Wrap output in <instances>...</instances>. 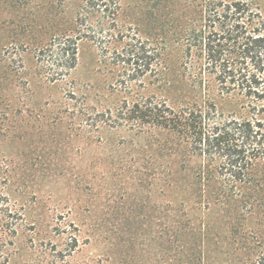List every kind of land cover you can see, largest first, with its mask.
<instances>
[{"label": "rangeland", "instance_id": "1", "mask_svg": "<svg viewBox=\"0 0 264 264\" xmlns=\"http://www.w3.org/2000/svg\"><path fill=\"white\" fill-rule=\"evenodd\" d=\"M79 6L0 0V264H247L264 248V212L199 182L207 160L187 156L181 171L158 133L86 125V109L122 98L94 45L80 44L66 80L47 79L35 49Z\"/></svg>", "mask_w": 264, "mask_h": 264}, {"label": "trees", "instance_id": "2", "mask_svg": "<svg viewBox=\"0 0 264 264\" xmlns=\"http://www.w3.org/2000/svg\"><path fill=\"white\" fill-rule=\"evenodd\" d=\"M82 42L115 72L122 97L86 109V125L158 133L181 171L187 156L207 160L199 182L214 179L219 198L264 212L254 207L264 200V0H80L71 24L35 49L50 82L66 80ZM144 78L160 93L144 94ZM247 264H264V248Z\"/></svg>", "mask_w": 264, "mask_h": 264}]
</instances>
